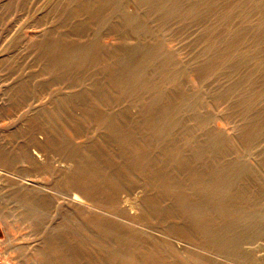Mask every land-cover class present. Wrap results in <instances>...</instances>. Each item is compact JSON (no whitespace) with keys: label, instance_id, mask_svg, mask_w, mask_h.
I'll list each match as a JSON object with an SVG mask.
<instances>
[{"label":"rangeland","instance_id":"rangeland-1","mask_svg":"<svg viewBox=\"0 0 264 264\" xmlns=\"http://www.w3.org/2000/svg\"><path fill=\"white\" fill-rule=\"evenodd\" d=\"M0 264H264V0H0Z\"/></svg>","mask_w":264,"mask_h":264},{"label":"bare ground","instance_id":"bare-ground-1","mask_svg":"<svg viewBox=\"0 0 264 264\" xmlns=\"http://www.w3.org/2000/svg\"><path fill=\"white\" fill-rule=\"evenodd\" d=\"M35 156H37V158L41 160V156H39V155H35Z\"/></svg>","mask_w":264,"mask_h":264}]
</instances>
